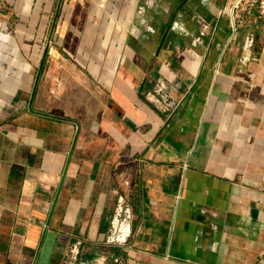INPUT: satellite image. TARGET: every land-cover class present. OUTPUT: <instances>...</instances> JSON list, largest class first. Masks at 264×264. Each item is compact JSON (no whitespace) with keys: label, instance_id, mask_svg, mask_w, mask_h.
Returning <instances> with one entry per match:
<instances>
[{"label":"crops","instance_id":"obj_1","mask_svg":"<svg viewBox=\"0 0 264 264\" xmlns=\"http://www.w3.org/2000/svg\"><path fill=\"white\" fill-rule=\"evenodd\" d=\"M237 1L0 0V264H113L121 195V264L258 263L264 48Z\"/></svg>","mask_w":264,"mask_h":264},{"label":"built area","instance_id":"obj_2","mask_svg":"<svg viewBox=\"0 0 264 264\" xmlns=\"http://www.w3.org/2000/svg\"><path fill=\"white\" fill-rule=\"evenodd\" d=\"M243 0H238L235 3V7L242 3ZM257 0H252V2H256ZM259 17L264 19V0H259ZM234 18V16H232ZM51 118L57 120H64V117L59 112H54L49 115ZM124 187L126 189L131 190L132 192H136V187L132 184L130 180L124 181ZM132 221H133V210L131 205L129 204L128 199L121 195L118 200L117 207L115 209L110 230L107 234L106 239L104 240V245L110 248H117L119 252L112 256L113 264H121L122 262V252L124 248L130 246L131 237H132ZM79 245H75L72 247L70 254L73 257H77L79 254Z\"/></svg>","mask_w":264,"mask_h":264},{"label":"rangeland","instance_id":"obj_3","mask_svg":"<svg viewBox=\"0 0 264 264\" xmlns=\"http://www.w3.org/2000/svg\"><path fill=\"white\" fill-rule=\"evenodd\" d=\"M242 3H243V5L240 4L242 7H239L241 10H244L245 12H250V13H256V14L258 13V15H259V11H260L259 0H257L254 3L252 2V0H248V1L243 0ZM63 4H64V0H62V2L58 5L59 13L61 12V9L63 8ZM58 15L59 14H57V18L54 20L55 22L59 21ZM257 20H258V22H257L258 26L256 28L254 26L255 20L254 19L248 20V27H250L252 30H255V31H253V34L250 35V41H251V38H253L254 43H256L259 46L264 48V22H262V20L264 21V19L257 18ZM52 36H54V29L53 28L51 30L50 40L46 37L47 39L44 41L47 43H52V41H53ZM78 263H80V262H78V259H77V261H75V264H78ZM257 264H264V253L261 256V258H259Z\"/></svg>","mask_w":264,"mask_h":264},{"label":"trees","instance_id":"obj_4","mask_svg":"<svg viewBox=\"0 0 264 264\" xmlns=\"http://www.w3.org/2000/svg\"><path fill=\"white\" fill-rule=\"evenodd\" d=\"M94 258H95L94 255H90V256H89V260H92V259H94ZM78 262H81V261H80V258H79V261H78ZM78 264H79V263H78Z\"/></svg>","mask_w":264,"mask_h":264}]
</instances>
